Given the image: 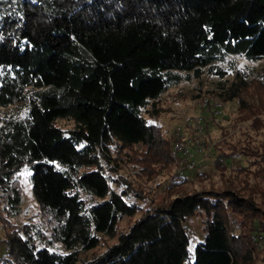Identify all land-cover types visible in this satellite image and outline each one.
<instances>
[{
	"label": "trees",
	"instance_id": "trees-1",
	"mask_svg": "<svg viewBox=\"0 0 264 264\" xmlns=\"http://www.w3.org/2000/svg\"><path fill=\"white\" fill-rule=\"evenodd\" d=\"M228 55L264 57V0H0V108H8L0 111V218L5 227L20 211L26 167L49 239L65 248L51 249L32 224L5 227L0 264H242L250 232L264 233V140L220 152L215 166L232 173L219 189L184 192L182 173L168 186L175 193L144 209L135 201L142 193L105 173L113 148L137 143L145 147L141 172L169 162L159 126L143 110L154 118L160 96L189 73L222 75L218 63ZM235 84L227 99L237 97L244 118L260 111ZM253 124L264 126L256 117ZM198 214L203 234L190 247L186 221ZM98 233L116 239L79 257V248L98 245Z\"/></svg>",
	"mask_w": 264,
	"mask_h": 264
},
{
	"label": "rangeland",
	"instance_id": "rangeland-1",
	"mask_svg": "<svg viewBox=\"0 0 264 264\" xmlns=\"http://www.w3.org/2000/svg\"><path fill=\"white\" fill-rule=\"evenodd\" d=\"M218 65L225 71L222 75L210 73L207 69L200 77L189 73L188 77L179 84L169 88L158 99L159 112L151 118L145 109L142 114L148 120L155 122L160 129V133L165 139L166 147L171 155L169 162H158L149 164L153 171L147 174L141 172L138 156L144 154L145 147L137 143L130 148H113L112 156L115 162H111L110 168H105L108 176L123 178L133 188L137 189L141 196L135 201L144 209L167 199L174 190L168 191V186L174 180H181V174H177L176 168L181 156H178L173 144L181 140L192 152V159L195 166L192 169H184L183 174L189 180L180 185L184 192L192 190L213 188L219 189L223 185V176L227 177L232 173V166L223 172L215 166V159L222 162L223 156L220 152H230L232 147H239L246 139H250L253 144H259L264 140V126H250L251 120L255 117L264 124V57L257 59H247L243 56L228 55L226 59ZM235 82L233 89L238 91L243 100L251 108H259L260 111L244 118V109L240 108L237 97L227 99L229 88ZM240 84V85H239ZM239 85L236 90L235 86ZM220 93H224L221 95ZM207 98L206 105L202 104V99ZM15 109V107H13ZM8 108H0V111H7ZM218 110V113L215 111ZM199 120V123L197 121ZM56 124L62 128H70L73 122L69 119H58ZM200 127V128H199ZM140 157V158H141ZM241 164H246L245 160H240L241 156H235ZM233 163L232 165H236ZM253 168V166H251ZM141 172V173H140ZM222 175V176H221ZM19 184L21 188L22 203L17 215L8 217L5 227H21L24 223L40 227L45 231L47 239L51 238V228L49 217L43 213L38 203L32 196L29 182V171L23 167L19 173ZM253 181V178L250 179ZM115 186L114 183H110ZM84 197L86 194L81 192ZM0 212V216H3ZM138 213L132 217L123 216L117 222V230H124ZM231 217H233L231 215ZM203 216L196 215L186 221V230L190 236V247L201 239L203 234ZM234 222H230L233 232H239L238 217H233ZM0 218V238H2L5 227ZM99 243L92 249H78L79 257H87L105 249V247L115 241V236H108L98 233ZM257 232L251 231V255L242 264H264V233L258 240ZM51 249L60 253L65 252L64 246L52 239L44 240ZM43 242H38L42 244ZM6 252V246L0 242V255Z\"/></svg>",
	"mask_w": 264,
	"mask_h": 264
},
{
	"label": "built area",
	"instance_id": "built-area-1",
	"mask_svg": "<svg viewBox=\"0 0 264 264\" xmlns=\"http://www.w3.org/2000/svg\"><path fill=\"white\" fill-rule=\"evenodd\" d=\"M208 102L207 98L202 99V104L206 105ZM219 111L216 110L215 113H218ZM199 123V120L197 121ZM200 128V127H199ZM174 149L177 151L178 156H181L178 165L176 168L177 174H182L184 169H192L195 166V161L191 158L192 152L185 146L183 141L178 140L175 141L173 144ZM255 239H259V236L254 237Z\"/></svg>",
	"mask_w": 264,
	"mask_h": 264
}]
</instances>
